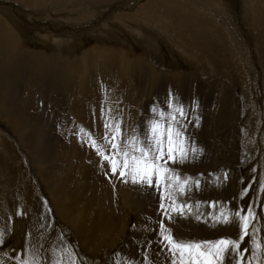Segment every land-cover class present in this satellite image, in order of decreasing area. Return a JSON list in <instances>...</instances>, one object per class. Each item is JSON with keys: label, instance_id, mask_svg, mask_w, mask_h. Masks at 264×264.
<instances>
[{"label": "bare ground", "instance_id": "obj_1", "mask_svg": "<svg viewBox=\"0 0 264 264\" xmlns=\"http://www.w3.org/2000/svg\"><path fill=\"white\" fill-rule=\"evenodd\" d=\"M20 1L23 2V0H14L16 3H21ZM42 1L44 3L45 17L42 16L41 19L44 18L45 21L49 20L54 22L49 23L41 20L46 26L38 29L36 27H32L33 24L28 22L27 27L20 26V30L24 33V37L30 36L32 33L38 38H41L40 40L32 37V40L35 41V43L41 42L46 46L54 47L56 50H59V52H67L70 54L74 51L75 45L79 46V44L76 42L74 36L71 35L72 33L69 32L77 30L78 28L76 27H85L87 22L89 24V22L93 20L92 18L94 15L88 17L86 13L89 4L83 5L82 3L83 12L80 20L75 17L70 19L69 17V19H67L69 22H60L63 25L62 27L59 23L55 24V21L60 20L61 15L54 14L55 8L52 11V5L53 3H63L65 0ZM91 1L93 3L101 4V7H99L100 9L98 10L100 11L102 9L104 11L105 8L111 9L109 7L111 6L109 3L115 0ZM216 1L217 0H215V2ZM221 1L223 2V0ZM254 1L256 2L257 0H251L250 4H254ZM32 2H34L39 8V5L35 2V0H32ZM182 2L185 3L184 0H182ZM248 2L249 0H247V4ZM119 4L121 5L122 3ZM260 4L264 11V0H260ZM120 5H116V7ZM11 7H15L13 3L10 8L3 7L2 9H4L9 16L13 18L11 14ZM18 8L23 7L19 6ZM165 8H167V4L165 5ZM224 12L227 13L226 8H224V11H221V13ZM228 13L231 14L230 12ZM31 14L34 16L42 15L39 13V10H31ZM47 14L48 16H46ZM51 16L54 17L51 18ZM159 16V18L162 19L161 14ZM215 17L217 19L216 22H223L226 24L227 35L232 42L231 47H222L225 37L222 39L215 37L217 40L211 41L207 39L206 32H200L201 28L199 26H186L185 24V30L181 32L182 37L180 40L177 38L175 41H179L177 44L178 46L175 43L173 45L179 49V52L185 58L189 60H191L190 58H193L192 60L201 63L199 58L204 57L202 63L213 65V67L217 63L216 61L214 62L212 60L213 57L211 56V58L206 54V52L209 51L210 54L215 53L216 55H230L232 61L230 64H227L226 67L229 70L236 64L244 65L245 70L243 71L249 79V84L250 81L252 82L251 93H253V87L255 88L256 83L254 82L255 76L252 72L253 68L251 64H249V50L244 45V41L237 36V33L235 34L234 29L230 30V21L227 18L223 15H215ZM64 18L66 19V17ZM129 18V16L121 14L120 16L115 17V20L118 22L117 24L120 25V28H116L109 23V25L107 23H103V25L100 24L105 27V35L109 39L108 41H113L114 39L119 38L122 34L123 37H125L126 42L130 39L131 41L141 42L143 46L148 49V54L159 52L160 58L163 59L164 56L162 53L163 51H160L161 49L159 50V48H155L154 43H152L151 40L143 41L141 39L142 33L139 27L133 28L132 26L129 27L127 25L129 24V22H127L129 21L127 20ZM22 19L24 20V18ZM261 19V21H258L261 25L257 26L258 29H256L258 30V34H260L261 30L264 33V19L263 17ZM162 20H160L159 23H161ZM7 21L9 20L0 14V111L4 112L12 129H15L17 134H19L18 137L20 142L27 147V151H29L34 165L40 168L41 178L51 191L53 190V185H55L56 181L53 178L48 179L47 174L41 171V165L46 162V153L51 152V146L48 143L52 140L48 141L47 138H42V143V131L31 130L32 128L28 129V120L25 119L22 113H19L18 106H14V104H17L18 102L12 97L13 95H20V90H22V96L27 97L26 101L28 103L40 105L43 103L61 108V110L71 113V117L74 118L72 121H76L77 123L79 120L86 122L89 120L87 119L88 111L86 110L89 106H92V100L95 98L94 95H102L103 92L105 93V91H107L111 96V101L119 106L118 102L122 104L129 101L126 96L120 94L121 92H124L127 95H129V93H133L137 95V98H135L136 101L134 102L133 100L132 103V106H134L135 103H140V96L143 95L144 90L148 89L149 91H147L146 95V104L148 105V108L145 109L147 115L143 118L139 116L135 117L136 122L141 126V131L139 136L137 135V138L134 137L131 139V141L142 140L145 143H147L148 128L150 127L149 122L152 119H159V112L162 108L165 110L166 114L163 124L164 126L165 124H168L166 123L168 122L167 116L172 111L167 108L166 104V98L169 96V93L172 95L174 106L182 104L187 112V126L181 128L186 137L188 147L187 159L183 163L180 162V157L179 161H176L175 163L169 161L168 167L173 170L179 169V172L176 173L179 174L181 180L191 178L189 184L187 185V194H181L176 197L177 203L190 205V208L185 207L184 215L179 214L178 216H173V211L167 208V205L169 206L171 201L168 199L163 201L161 200V196L166 195L163 188H159V192H156L157 187L154 183L155 178L153 180L154 187H147L144 185L133 184L130 179L128 182H124V180L119 176V173H117L115 175L116 178H113L111 182V186L114 187L113 190H115V193L112 192L110 187H107V185H99L96 181L98 180L96 177L99 178V174H96L95 177V172L98 170L100 171L98 167L99 165L104 171L105 168L104 162L99 163L101 158H99L96 154L95 158L97 159L93 160L96 165L87 167V165L89 166L90 161L86 163V166L84 164L82 165L84 166L83 170H88L86 175L78 166L73 168V163L70 169L71 176H67V180L71 182L74 188L76 187V199L75 201L73 200V202H75L77 206L73 208L76 209V213L70 219L66 218V220L71 223L72 228L75 230L82 243L83 238H87V233H90L89 230L91 231L92 228L95 227L94 223L87 219L89 211L93 207H95L101 217H105L106 220L102 222L105 224V226L102 227L104 233L99 234L96 232L100 235V238L98 239L100 243H98V248L93 250L95 253L99 251L101 245H109V243L110 245L113 244L114 237L118 241V235L122 232H130L127 242L122 250V255L111 262H107V264H139L137 262H141L140 264H147L145 260L149 255V251L151 249V251L159 249L153 246V240L160 237L161 222L165 226L167 225L166 227L170 229L173 236L177 239L181 238V236H192L194 234L200 238L205 236L210 237L211 235H219L221 233L232 234V226L230 227L231 229H228V227H225L226 225H223L224 222H222L223 217H228V220L233 222L237 213L235 207L228 202V197L234 188H236L235 183L238 179L237 171L232 170L231 167L232 160L235 156L234 153L236 152L238 145L236 141L235 128L237 117L235 116L236 111L235 113L233 112L235 99L230 94L231 90L229 91L226 86H221V84L217 83L213 85L209 84L204 79H198V76L193 72H170L163 74L160 69H157L150 62L149 58H129L122 49L111 46L107 48L95 46L93 47V51L88 50L84 56L76 57L75 60L67 59L65 55L53 58L46 57L43 54L27 51L26 48L23 47L24 37L21 32L8 25ZM70 22L73 23L70 27L71 30L68 29V23ZM99 28L100 27L91 28L94 30H89L88 34L92 36L95 34V31L100 30ZM115 29H117V33ZM64 32L66 34H64ZM118 33L119 37H117ZM97 36H95V38ZM257 36L259 37V35ZM148 37H151V35ZM260 37L264 42V35H261ZM100 38H102V36L97 37V39L101 40ZM79 39L81 40V37H79ZM241 44H243L246 49V53L244 55L242 54L244 47ZM90 52H96V58L92 57ZM240 54L242 55V58H239ZM148 81L149 85L147 84ZM95 85H99V89L97 88L98 90ZM216 95L217 98H215ZM69 100L71 103H68ZM153 100L156 101L153 104L155 105L156 116H153L150 112V109L153 107L151 104ZM191 102H193V104H191ZM105 104L108 106L107 101H105ZM253 105L254 108H256L257 103L254 102ZM103 108L104 105L99 102L97 109L98 113L95 118L100 119V117L103 116ZM198 110L203 111V118H201V112H198L199 115L196 114ZM208 110H211V112L213 111L212 121H214V123H212L211 119L209 120V116L212 113H208V116L205 114ZM54 112H56V110H54ZM253 115L249 116V122L247 124L248 129L250 127V123L255 121L259 123L261 120V118L258 117L259 115L257 114V109L256 111H253ZM64 116L65 115L60 114L59 119L62 121V126L66 128V121L63 119ZM113 118L114 120L116 119L115 121H117V124L120 126V136L117 142L120 144L121 150H126L128 147L127 142L129 141L126 140L124 135L127 131H131L135 128L132 126L134 119L129 123L128 120L123 117L122 111L119 113V116L115 114ZM262 121H264V117L262 118ZM203 122L205 123V128H193ZM113 125L114 124L111 123V127ZM206 125H208V127H206ZM81 130L82 129L77 126L73 131L74 141L72 144L74 152L72 154L74 159H83L85 155L90 156V152L85 145L86 143L92 144L91 142L93 140L96 142L93 149L98 147L100 151L104 152L106 155L111 156L114 154L111 144L109 141L105 140V130L102 129V127L99 131L94 133L100 135V138L96 136H94V138L90 137L89 139L85 137L83 138L81 137L83 135ZM110 132L111 134L110 137H108V140L111 139L113 133L112 130H110ZM61 133L68 135V133L63 130ZM50 135L53 136L52 134ZM51 136L49 137L51 138ZM259 148L260 147L258 146V149ZM192 149L196 150L195 153L192 152ZM2 151H4V149H2ZM208 155L209 157L207 159ZM10 156L9 152L3 158L4 163L2 166L5 174L10 172L8 168V161L12 160ZM248 157L251 160L254 159L251 154H249ZM53 158L55 159V157H52L51 155L48 157L49 160ZM217 165H226L228 166V170H222L219 168L215 170ZM53 172H55V170ZM53 172L50 173V177H53ZM105 172H107L106 176L112 175L111 169L106 170ZM263 172L261 174V180L264 178ZM78 175L82 178L78 179ZM68 181H64L66 186H63L59 192L60 198L65 201H67L65 195L67 193V186L69 185ZM197 181L199 182L198 187L196 186ZM83 183H85L86 188H82ZM17 189L19 188L17 187ZM171 190L174 193L176 191L175 189ZM16 191H14L13 194L11 191L7 192L5 197L7 202L12 201V198L15 199L16 197H20ZM78 191L79 194L77 193ZM85 198H87L89 204L84 205L78 200L80 199L82 202V199ZM161 203L164 204L165 209H168L169 216H172L170 219L168 216L164 215L161 209ZM71 210L69 212H71ZM221 211H223V217ZM94 213L95 211L90 215ZM133 214L136 216V225L134 229L130 230L129 216ZM64 215L66 214L61 211V216ZM97 223H101V221H98ZM3 225L4 223H0V229L3 228ZM255 228L253 232H257L258 228H256V230ZM94 229H96V227ZM116 243L117 242H115V245ZM155 257L157 258V255H155ZM232 264H235V261H232Z\"/></svg>", "mask_w": 264, "mask_h": 264}, {"label": "rangeland", "instance_id": "obj_2", "mask_svg": "<svg viewBox=\"0 0 264 264\" xmlns=\"http://www.w3.org/2000/svg\"><path fill=\"white\" fill-rule=\"evenodd\" d=\"M123 1L124 0L111 1L109 3L111 9L105 8L104 11L102 9L100 11L98 10L100 9L99 7H101V4L93 3L91 0H65L63 3H53L52 11L55 8L54 14L61 15L60 20H58L59 22L55 21V24L59 23L62 27L63 25L60 22H69L67 21L69 17L70 19L75 17L78 20L82 18V3L83 5L89 4V7H87L88 10L86 8L87 16L91 17L94 15L92 18L93 20H91L89 24L87 22L85 27L74 26L78 29L71 32L68 31L69 33H72L71 35L74 36L76 42L79 44V46L75 45L74 51L70 54L67 52H59V50H56L54 47L46 46L41 42L35 43V41L32 40V37L40 40L41 38H38L32 33L30 36L24 37V33L20 30V26L27 27L28 22L33 24L32 27H36L37 29L46 26L41 21H45L44 18L41 19L45 13L42 0H35L39 5V8L34 2H32V0H23V2L20 1L21 3H16L14 0H0V14L9 20L7 21L8 25L21 32L24 37L23 47L26 48L27 51L43 54L50 58L65 55L67 59L75 60L76 57L84 56L88 50L93 51V47L95 46L104 48L111 46L122 49L129 58H149L150 62L157 69H160L163 74L170 72H193L198 76V79H204L209 84L213 85L218 83L221 84V86H226L229 91L231 90L230 94L235 99L233 112L235 113L236 111L235 116L237 119L236 124H234L236 128V141L239 146L237 145V153H234L235 156L231 164L232 170H236L238 173V179L235 183L236 188H234L230 195L228 194L230 197H228V202L235 207L237 212H239L240 209H247V207L251 205L252 211L255 215L253 222L249 225V236L245 237L243 242H241V249H244L246 246L248 248V252L245 254L244 264H249V262L251 264H264V178L261 180V174L264 169V121H262V118L264 117V42L260 37L261 35H264V33L261 30V32L259 31L260 35L257 32L258 30H256L258 29L257 26L261 25L258 21H261L262 17L264 19V11L260 4V0H257L256 2L254 1V4L252 5L250 4L251 0H249L248 4L247 0H223V2L221 0H217L216 2L215 0H184L185 3H183L182 0H125L124 3ZM12 3L15 6L14 8L11 7L13 18L2 9L3 7L10 8ZM119 3L122 4L120 5ZM166 4L167 8H165ZM116 5L120 6L116 7ZM19 6L23 8H18ZM224 8L227 9V13H221V11H224ZM31 10H39V13L42 15L34 16L31 14ZM120 14L130 17L127 19L129 20L127 21L129 22V24H127L129 27H139L141 29V39L143 41L151 40V42L154 43L155 48H159V50L161 49L160 51H163V59L160 58L159 52L148 54V49L143 46L141 42L131 41V39L126 42L125 37H123L122 34L119 37V33L117 34V37L119 38H116L113 41H108L109 39L105 35V27L102 25L103 23H109L116 28H120V25L117 24L118 22L115 20V17L120 16ZM160 14L163 20L159 18ZM215 15H223L230 21V30L234 29L235 34L237 33V36L244 41V45L249 50V64H251L253 68L252 72L254 73V82L256 83L255 88L253 87V93H251L252 82L250 81L249 84V79L243 71L245 70L244 65L236 64L229 70L226 67V65L230 64L232 61L230 55H216L215 53L210 54L209 51L206 52V54L210 57L212 56V60L217 63L213 67V65L202 63L204 57L199 58L201 63L192 60L193 58H190L191 60L185 58L179 52V49L173 45L174 43L176 45L178 44L179 41H175L177 38L180 40L182 37L181 32L185 30L186 25L199 26L201 28L200 32H206L207 39L211 41L217 40L215 37L220 39L225 37L222 47H231L232 42L227 35V26L223 22H216L217 19ZM20 16L24 18V20ZM46 16H48V14ZM53 17L54 16H51V18ZM64 17H66V19ZM160 20H162L161 23H159ZM45 22L53 23L54 21L47 20ZM71 23L72 22L68 23V29L73 25V23ZM96 27H100V30H97L98 32L95 31V34L90 36L88 31L94 30L91 28ZM115 31L116 33L118 32L117 29H115ZM64 34L66 33L64 32ZM97 34L100 37L102 36V38H100L101 40L97 39ZM149 35H151V37H148ZM257 35H259V37ZM78 36L81 37V40L83 41H81ZM95 36L97 37L95 38ZM241 45L244 47L242 50V54L244 55L246 49L243 44ZM90 53L92 57L96 58V52ZM239 58H242L241 54ZM147 84L149 85V81ZM99 85H95L96 89H99ZM147 91L149 90L147 89L143 91V95L139 98L140 103L137 102L134 106H132V103L133 100L134 102L136 101L135 98H137V95L133 93L127 95L124 92H121L120 94L126 96L129 101L122 104L118 102L119 106L111 101V96L107 91H105V93L103 92L102 95L93 94L95 97L92 100L93 104L86 110L88 111L87 119L90 121L87 120L86 122L79 120L77 123L76 121H72L74 118L71 117V113H67L64 110H61V108L43 103H41V105L28 103L26 101L27 97L22 96V90L19 91L20 95L12 96L18 102L17 104H14V106H18L19 113H22L25 119L28 120V129L32 128L31 130L42 131V143V138H47L48 141L52 140L48 143L51 146V152L46 153V162L41 165V171L47 174L48 179L53 178L56 183L53 185V190L51 191L41 178L40 168L34 165L30 153L27 151V147L20 142L18 137L19 134H17L15 129H12L4 112L0 111V223H4L3 228L0 229V235L4 238V242L0 244V263L21 264L22 261H27L30 262V264H107V262H111L122 255V250L127 242L130 232H122L118 235V241L114 237L113 244L110 245L109 243V245H101L99 251L96 253L93 251L98 248V243H100L98 241L100 238L98 233H104L102 227H104L105 224L102 222L106 221L105 217H101L95 207L89 211L87 219L94 223L96 229L93 227V232L92 230H89L90 233H87V238H83V243L79 240L71 223L66 220V218L70 219L76 213V209L73 208L77 206L76 203L73 202V200L75 201L76 199V187L74 188L71 182L67 180V176H71V165L74 163L73 168L78 166L86 175L88 170H83L84 166L82 165L84 164L86 166L88 161L90 162L87 167L96 165L93 160L97 159L95 158V155L97 154L99 158H101L99 163L104 162L105 171L111 169L109 162L104 160L102 155L98 153L96 149H93V145L89 143H86L85 146L88 148L90 156L85 155L84 153L85 157H83V159H74L72 154L74 152L72 144L74 141L73 131L78 126L82 129L81 133L83 135H80L81 137L89 139L90 137L94 138V136H96L100 138V135L94 133L99 131L101 127L105 130V123L107 122L109 128L107 132L106 130L104 131V136L110 137V130L113 132V126L117 124V121H115L116 119L114 120L113 117L115 114L119 116V113L122 111L123 117H125L129 123L134 119L132 122L133 125H131L135 128L125 133L124 136L126 137V140L131 141L134 137L137 138L140 134L141 126L136 122L135 117L139 116L143 118L147 115V112L145 111V109L148 108V105L146 104ZM215 98H217V95ZM105 101L108 102V106H106ZM99 102L104 105L102 111L103 116L100 117V119L95 118L98 113L97 109ZM155 102V100L152 101V106ZM252 102L257 103L256 108H254ZM68 103H71L70 100ZM191 104H193V102H191ZM256 109L257 114L259 115L258 117H260L261 120L259 123L256 121L250 123L248 129L247 124L249 122V116L253 115V111H256ZM54 110H56L57 113L54 112ZM198 112H201V118H203V111L198 110L196 114H198ZM208 113H212L209 116V120L211 119L212 121L213 111H206V116L209 115ZM60 114L65 115L63 119L66 121V128L62 126V121L59 119ZM111 123L114 124L112 127ZM212 123H214V121H212ZM181 125H183V121L180 122V125L176 126L180 127ZM165 127H167L166 124ZM206 127H208V125H206ZM193 128H205V123L203 122ZM62 130L66 131L68 135L62 134ZM49 136H51V138ZM105 140L109 141L108 139ZM258 146L261 149H258ZM2 149H4V151H2ZM9 152L12 159L8 161L10 172L5 174L2 166L4 163L3 158ZM102 153L104 154V152ZM249 154H251L254 159L251 160L248 157ZM50 155L55 157V159L53 158L49 160L48 157ZM208 157L209 155L207 156V159ZM176 161H179L178 155ZM77 162L80 163L78 164ZM98 167L100 171H96L94 175L96 177V174H99V178L96 177L98 179L96 180L97 183H99V185H107V187H110L111 191L115 193V190H113L114 187L111 186V182L116 176H106L107 172H105L100 165ZM218 168L228 170V166L226 165H217L215 170ZM54 170L55 172H53ZM51 172H53V177H50ZM175 172H179V169H175ZM77 178L80 179L82 177L78 175ZM65 180L69 182V185L67 184V193L65 195L67 201L59 196L60 189L63 186H66L64 184ZM154 183L157 184L156 179ZM17 187L19 189H17ZM84 187L85 183L82 184V188ZM156 190L158 193L159 189L156 188ZM10 191L12 194L16 191L20 197H16L15 199L12 198V201L7 202L5 197L7 192ZM77 193L79 194V191ZM78 200L84 205L89 204L87 198L82 199V202L80 199ZM81 208L84 209L83 207ZM167 208L170 209L168 205ZM70 210L71 212H69ZM61 211L66 215L61 216ZM94 211L95 213L90 215ZM221 213L223 217V211H221ZM172 215L178 216L179 213L173 212ZM226 218L228 220V217ZM222 219L224 220L225 218L223 217ZM98 221H101V223H97ZM228 222L225 224L223 223V225H226L225 227H228V229H231L230 227L232 226V234L221 233L219 235H211L210 237L205 236L203 238L194 234L192 236H181V238L178 239L185 242H215L219 239L238 240L241 233V225L238 221V217L236 216L235 219H233V222H230L229 220ZM135 225L136 216L133 214L129 216V229H134ZM255 227L258 228L257 232H253ZM158 241L159 237L153 240V246L159 249L155 251H151V249L149 251V255L145 260L146 263L171 264V255L166 249L161 251L163 245ZM115 242H117L116 245ZM256 245H259V247H256ZM155 255H157V258ZM137 263L140 264L141 262Z\"/></svg>", "mask_w": 264, "mask_h": 264}, {"label": "snow or ice", "instance_id": "obj_3", "mask_svg": "<svg viewBox=\"0 0 264 264\" xmlns=\"http://www.w3.org/2000/svg\"><path fill=\"white\" fill-rule=\"evenodd\" d=\"M167 108L171 109V113L167 116L168 124L164 126L165 110L159 112V119H152L148 128L147 143L144 141L132 140L129 141L126 150H121L120 144L117 142L120 136V126H113V133L109 143L113 150V155H104L97 147L96 151L100 153L104 160L108 161L111 167L112 175L119 173V176L128 182L130 179L133 184L153 187L154 178L157 181L156 187L163 188L166 195L161 196V200L168 199L171 201L169 208L173 212H178L181 215L185 214V205L176 202V197L181 194H187V185L191 178L181 180L179 174L175 170L168 167V162H176V157L179 155L180 162L183 163L187 159L188 147L182 127L187 125V112L184 106L173 104L171 93L166 98ZM153 116H156L155 105L150 109ZM184 124L180 127V122ZM109 128L108 123H105V130ZM108 139V137H105ZM92 145L95 146L93 140ZM195 149L192 152L195 153ZM175 189V193L170 189ZM199 186V182H196ZM161 209L165 216L171 217L168 214V209H165L161 203ZM255 213L252 211L251 205L247 209H240L236 213L238 221L241 225V233L239 239H219L215 242H185L173 236L170 229L160 224L159 243L163 245L161 251L165 249L171 255V264H244L245 254L248 252L247 246L241 249V242L245 237L249 236V225L254 218ZM222 222L227 223L225 218ZM4 242V238L0 235V244ZM259 247V245H256ZM21 264H30V262L22 261ZM250 264V262H249Z\"/></svg>", "mask_w": 264, "mask_h": 264}]
</instances>
